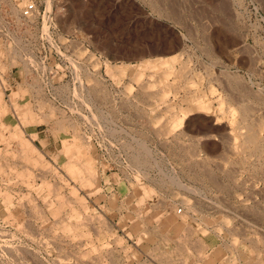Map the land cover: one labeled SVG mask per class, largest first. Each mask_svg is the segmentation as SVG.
<instances>
[{
  "label": "rangeland",
  "instance_id": "obj_1",
  "mask_svg": "<svg viewBox=\"0 0 264 264\" xmlns=\"http://www.w3.org/2000/svg\"><path fill=\"white\" fill-rule=\"evenodd\" d=\"M66 1L86 96L0 86V264H264V0Z\"/></svg>",
  "mask_w": 264,
  "mask_h": 264
},
{
  "label": "built area",
  "instance_id": "obj_2",
  "mask_svg": "<svg viewBox=\"0 0 264 264\" xmlns=\"http://www.w3.org/2000/svg\"><path fill=\"white\" fill-rule=\"evenodd\" d=\"M67 4L66 0H0V86L8 101L7 91L24 84L33 99L51 102L62 116L60 101L86 96L92 46L89 34L76 27L63 29L59 23ZM95 59L100 65L99 53ZM11 111L15 114L12 107ZM101 162L109 165L102 153ZM175 213L185 215L182 204L175 203ZM254 227L264 254V224Z\"/></svg>",
  "mask_w": 264,
  "mask_h": 264
},
{
  "label": "bare ground",
  "instance_id": "obj_3",
  "mask_svg": "<svg viewBox=\"0 0 264 264\" xmlns=\"http://www.w3.org/2000/svg\"><path fill=\"white\" fill-rule=\"evenodd\" d=\"M144 84H145V83H144ZM162 90H163V88H162ZM14 91H15V90H14ZM14 91H13V92H14ZM143 93H144V92H143ZM143 99H144V98H143ZM146 99H147V98H146ZM147 100H148V99H147ZM190 100H191V99H190ZM131 101H132V100H131ZM152 101H153V100H152ZM121 108H122V107H121ZM23 110H24V109H23ZM23 114H24V112H23ZM149 121H150V120H149ZM217 122H218V120H217ZM218 129H219V128H218ZM155 131H157V130H155ZM155 133H156V132H155ZM145 136H146V135H145ZM244 136H245V135H244ZM246 136H247V135H246ZM191 137H192V136H191ZM197 137H198V136H197ZM198 138H199V137H198ZM201 138H202V137H201ZM172 139H173V138H172ZM196 140H199V139H196ZM179 141H180V140H179ZM243 141H244V140H243ZM85 142H86V141H85ZM162 142H163V141H162ZM171 142H172V141H171ZM168 144H169V143H168ZM162 145H163V144H162ZM62 146H63L64 149L67 151V150H70V149H71V148L69 149V147L72 146V145L67 146L66 144H62ZM179 146H180V145H179ZM233 146H234V145H233ZM191 147H192V146H191ZM181 148H182V147H181ZM181 148H180V149H181ZM184 148H185V147H184ZM189 148H190V147H189ZM189 148H188V149H189ZM191 150H192V149H191ZM191 150H190V151H191ZM229 151H230V149H229ZM68 152H69V151H68ZM234 152H235V150H234ZM192 153H193V152H192ZM196 153H197V152H196ZM235 153H236V152H235ZM66 155H67V154H66ZM187 155H188V154H187ZM137 159H138V158H137ZM195 159H196V158H195ZM201 159H202V158H201ZM225 159H226V158H225ZM73 161H74V160H73ZM202 162H204V161H202ZM205 162H206V161H205ZM75 163H76V162H75ZM194 164H195V163H194ZM66 165H67V164H66ZM66 165H65V166H66ZM208 166H209V165H208ZM89 167H90V166H89ZM75 168H76V167H75ZM69 169H70V168H69ZM69 169H68V170H69ZM72 169H73V167H72ZM86 169H89V168H86ZM201 169H203V168H201ZM206 169L208 170V167H207ZM73 170H74V171H73ZM73 170H72V171L75 172V169H73ZM70 171H71V169H70ZM73 172H72V173H73ZM202 172H203V171H202ZM204 172H205V170H204ZM230 172H231V171H230ZM94 173H95V172H94ZM94 173H93V174H94ZM231 173H232V172H231ZM95 174H96V173H95ZM205 174H206V173H205ZM210 176H211V175H210ZM216 176H217V175H216ZM232 176H234V175H232ZM214 177H215V176H214ZM230 178H231V177H230ZM212 180H213V183H214V184H216V185H219V184H220V183L218 184V182H217L215 179H212ZM88 181H89V179H87L86 182H88ZM233 181H234V180H233ZM91 182H92V181H91ZM221 182H222V181H221ZM88 183H89V182H88ZM90 184H91V183H90ZM227 184H228V183H227ZM88 185H89V184H88ZM223 186H224V185H223ZM224 187H225V186H224ZM216 188H217V187H216ZM222 188H223V187H222ZM228 188H229V187H228ZM228 188H227V189H228ZM224 189H225V188H224ZM224 189H223V190H224ZM226 191H227V190H226ZM57 197H58V196H57ZM55 198H56V197H55ZM59 198H60V197H59ZM248 207H249V206H248ZM250 209H251V208H250ZM253 209H254V208H253ZM253 209H251V210H253ZM255 210H256V209H255ZM256 211H257V210H256ZM256 211H255V213H257ZM253 212H254V211H253ZM262 212H263V211H262ZM262 212H261V213H262ZM259 214H260V213H259ZM263 214H264V213H262V214H260V215H263ZM88 217H89V216H88ZM262 218H263V217H262ZM84 221H85V220H84ZM82 222H83V221H82ZM98 225H99V224H98ZM109 226H110V225H109ZM91 227H92V226H91ZM30 230H31V229H30ZM190 230H191V229H190ZM96 231H97V230H96ZM24 232H25V231H24ZM238 232H239V231H238ZM187 233H188V232H187ZM15 248H16V247H15ZM34 255H35V254H34ZM97 256H98V255H97ZM37 258H39V257H37ZM53 258H54V257H53ZM98 259H99V258H98ZM57 262H58V261H57ZM17 264H18V263H17ZM67 264H68V263H67Z\"/></svg>",
  "mask_w": 264,
  "mask_h": 264
},
{
  "label": "crops",
  "instance_id": "obj_4",
  "mask_svg": "<svg viewBox=\"0 0 264 264\" xmlns=\"http://www.w3.org/2000/svg\"><path fill=\"white\" fill-rule=\"evenodd\" d=\"M6 114V113H5ZM6 117V116H5ZM5 121L4 115L0 116V126H2L3 122ZM50 144H47V146Z\"/></svg>",
  "mask_w": 264,
  "mask_h": 264
}]
</instances>
